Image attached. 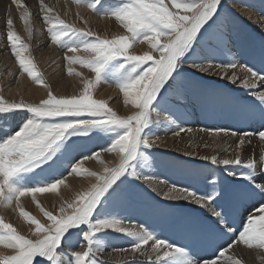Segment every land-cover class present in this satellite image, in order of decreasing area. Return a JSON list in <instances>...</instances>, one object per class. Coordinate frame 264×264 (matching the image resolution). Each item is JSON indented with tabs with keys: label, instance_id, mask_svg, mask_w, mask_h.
Masks as SVG:
<instances>
[{
	"label": "snow or ice",
	"instance_id": "snow-or-ice-1",
	"mask_svg": "<svg viewBox=\"0 0 264 264\" xmlns=\"http://www.w3.org/2000/svg\"><path fill=\"white\" fill-rule=\"evenodd\" d=\"M75 3L102 17L114 18L123 29L111 38L101 37L90 29L66 22L40 0L51 43L72 53L65 57L69 65L67 72L82 78L83 88L78 95L53 94L33 61L24 56L27 45L18 43L20 37L11 30L13 20L6 21L7 40L21 74L27 73L34 83L48 91L47 98L39 103L9 102L0 96V115L30 114L18 130L0 138V206L15 204L20 216L30 226L34 225L27 236L0 217V245L13 250L12 255L0 257V264H105L101 256L107 245L101 234L111 236L112 233L129 239V248L113 250L130 252L133 264H143L135 260L136 256L146 257L148 264H241L229 254L236 245L264 249V153L260 155L259 171L255 159L244 162L239 154L235 158L202 156L201 160L210 161L212 166L243 183L229 187L210 178V187L206 185L202 191L174 184L163 194L166 200L194 203L207 213L211 224L206 237L214 245L209 258L196 259L185 246L161 239L150 226L110 212V205L120 194L122 185L141 180L150 182L154 178L144 171L151 167L149 153L160 139L153 127L156 123L153 112L167 110L162 106L166 102L165 94L188 68L197 73H218L221 79H228L232 84L241 78L235 72L229 76L228 70L239 68L247 74L242 87L258 102L264 118V91L259 90L264 86V68L256 71L235 59L215 63L216 52L201 47V41L219 19L222 0H170L167 4L165 0H119L116 6L106 5L105 0H75ZM30 16L25 10L21 17L25 25ZM27 30L31 35L30 26ZM144 44L149 51L137 54L135 47ZM81 52L86 55H80ZM74 64L90 70L94 77L75 72L71 67ZM110 67L116 69L115 83L122 93L123 104L134 109L131 114L120 115L107 100L93 96V89L106 80L105 73ZM169 131L179 136L192 129L176 125ZM202 131L237 137L234 149L237 152L245 145L246 136L256 135L264 141V130L256 133H237L231 129ZM93 138H107L108 144L88 154H74L78 143ZM101 152L114 153L118 163L109 167L100 159ZM90 159H98L103 171H86L82 165ZM65 166L68 175L86 174L94 177L95 183L76 193L71 201H63L54 214L40 205L37 193L57 192L66 183L67 177L61 172ZM48 172L60 175L31 184L23 182L35 181L41 173ZM27 196L36 202L47 223H41L24 209L20 201ZM257 196L261 199L258 205H252L255 212L249 210L246 223L237 231L234 228L237 210ZM71 248L79 250H67Z\"/></svg>",
	"mask_w": 264,
	"mask_h": 264
},
{
	"label": "rangeland",
	"instance_id": "rangeland-1",
	"mask_svg": "<svg viewBox=\"0 0 264 264\" xmlns=\"http://www.w3.org/2000/svg\"><path fill=\"white\" fill-rule=\"evenodd\" d=\"M43 2L48 7H51L55 13L59 14L62 19L68 23H73L77 28L90 29L99 36L108 38L123 32L119 22L114 18L97 15L83 6H78L75 0H57V2L55 0H43ZM169 2L170 0H165L166 4ZM236 2L237 4L240 3L241 6L250 5L249 0H227L219 10V19L228 18L230 31H232L235 37L234 44L231 42L228 43L229 45L225 43L228 46L227 48L223 47L227 51L228 56L222 54L224 50L222 48L219 50V44L215 40L216 36L221 34V31L219 32V28H217L219 19L216 24L213 25V28L209 30L208 34H206L205 39L201 41V47L204 50L212 49L216 52V56L218 57L215 58V63H221L225 59H230L233 56V59L238 63L247 64L249 67H253L254 70L260 71L264 68V36H261V34H259L261 37L256 35L253 28L250 27L252 24L247 21L246 17L241 16L242 20L239 19V13H237L231 5V3L236 4ZM18 3L20 6L17 5L16 0H0V96H3V98L9 102H19L23 100L26 103H39L41 99L47 98L48 91L43 85L34 83L27 73L21 74L22 70L19 67V62L12 53L11 44L7 40V32L9 31L6 26L7 19L13 20L11 30L20 37L18 43L27 45L28 50L24 52V56L33 61L37 70L44 77L48 87L51 88L53 94L58 97L78 95L83 88L82 83L75 91L66 90L60 92L55 87L57 79L53 78V75L61 71V69L66 68L67 61L65 57L67 55H72V53H68L66 48H62L60 45L51 43L48 25L44 23L42 19L43 12L40 9V0H18ZM105 3L106 5L116 6L119 0H105ZM256 5L262 8L258 10V13L264 18V0H256ZM241 6L239 8H242ZM77 7L87 11L82 13ZM25 10L31 13L28 25H25L24 20L21 18ZM87 12L92 16L110 18V22L108 23L110 24V28L95 23L91 20ZM77 13H79V15H77ZM85 20L87 23L84 22ZM237 21H239V23ZM29 26L32 29L31 35H29L27 30ZM42 37H45V42L49 41L46 46H52L51 49H47L46 46L40 45L42 42L41 39H43ZM207 38H213L212 40L214 41L212 42L211 40L208 42L206 40ZM134 51L137 54H142L145 51H149V49L148 46L144 44L136 46ZM80 55L83 56L86 54L81 52ZM58 63H61L60 67ZM73 66L75 67V72H82L85 75V71L83 70H87L88 74L86 77H94V73H91L90 70L78 64H74ZM64 73L65 76L69 75L67 70H65ZM115 76V67H110L105 73L106 80L103 83L108 81V85L117 88L115 86ZM20 77H26L28 83L31 85L42 87L46 94L40 98L26 97L24 92L16 97L6 95L5 91L9 87L12 88L16 86L18 84V78ZM228 85L226 81L207 78V76L202 73H197L195 70L188 68L185 74L178 78L172 87L168 88L165 94L166 102H163L164 106H169L170 109H173V111L168 109L166 113L168 112L167 115L179 124L181 123L197 128L224 129L225 127V129L228 128L237 133H256L257 131L264 130V118H261L258 102L255 99H247V97H245L246 94H244L242 90H235L232 88V85ZM97 89L98 88L93 89L94 98L105 99L99 96ZM175 96L176 101L173 100ZM189 100H193L192 104ZM214 100H219L218 104L220 108L213 106ZM171 101H179V103L175 106L172 105ZM248 110L250 114H248L247 117L246 114ZM183 111H186L185 114ZM155 112L166 114L161 110L159 111V109ZM27 118H30V114L26 112L0 115V138L14 133ZM254 122L255 125H253ZM249 137L253 139L258 136L252 135ZM216 140H220V138L218 137ZM107 144V138L84 140L75 146L74 154L77 156L81 152L88 154L90 151H95L100 147L107 146ZM149 154L151 156V167L144 169L145 173H151L154 179L162 180L171 186L175 184L179 187H191L202 191L206 185L210 187V178L221 181L229 187H234L243 183V181H240L238 178L226 175L221 168L212 166L210 161L199 160L159 148L151 149ZM204 154L209 155L210 153ZM250 157L251 156L247 159L243 157L244 159L242 158V161L247 162L251 159ZM229 167L232 168L236 166ZM258 167L257 171H259ZM37 172H39V170H37ZM61 172L66 177L70 176L67 172V166L61 169ZM52 175L58 176L60 173H41L35 181L25 180L23 182L31 184L39 180H46ZM129 180H131V178H129ZM38 194L43 193H37V200L40 205L49 211H53L55 214L58 208L54 210L51 202L43 200L44 195ZM27 197H22L20 201L24 209L35 215L41 223H47L46 218L43 216L39 207H37L36 202L32 200L31 196ZM74 197L75 195L72 199ZM72 199H68V201ZM260 199L259 196L254 197L251 201L245 203L237 210L234 223V228L237 231L241 229L242 223H246L247 216L249 215L248 208H250L253 203L258 205ZM111 205L110 212L117 213L122 217H128L133 223H143L145 226H150L157 232L161 239H166L169 242L185 246L194 258L201 259L212 256V248L214 245H211L206 237V232L208 226L211 224V220L208 218L207 213L199 206L166 200L163 196L153 191L147 182L142 180L132 181L131 183L126 182L122 185L120 194L113 199ZM251 211L255 212V208L252 207ZM13 214L17 216V220L9 218V216L12 217ZM0 217H3L5 222L12 223L21 234L30 236L31 231L34 229V225L30 226L27 221L20 216L19 209L15 204L10 207L0 206ZM20 221L23 222V224L20 223ZM101 238L105 240L106 245H108L110 249H120L116 245L120 241H125V247L130 246L129 239L125 238L122 234L112 233L111 236L101 234ZM69 250L74 251L79 249L71 248ZM254 250L260 251L264 255V249L254 248ZM12 254V249L0 245V257H6ZM142 262L143 264H148V261ZM105 264H107V262H105ZM123 264H133V261Z\"/></svg>",
	"mask_w": 264,
	"mask_h": 264
},
{
	"label": "bare ground",
	"instance_id": "bare-ground-1",
	"mask_svg": "<svg viewBox=\"0 0 264 264\" xmlns=\"http://www.w3.org/2000/svg\"><path fill=\"white\" fill-rule=\"evenodd\" d=\"M55 1L57 2V0H55ZM226 1L227 0H222L221 6H223L226 3ZM237 2H239V1H237ZM237 2H236V4L231 3V5L235 9V11L240 14V15L238 14V16H240L239 19L242 20L241 16L246 17L247 21H249L250 24H252V26H250V27L253 28V31H255L256 35L258 36L259 34H261V36H264V18L261 17L260 14L258 13V10L262 9V8L259 7L258 5H256V0H249L250 5L248 4L247 6H241V4L240 3L237 4ZM221 6H220V8H221ZM240 6L242 8H239ZM77 8L82 13L87 11L83 8H79V7H77ZM89 16H90L91 20H93L98 25H101V26L106 27V28H110V24H108L110 22L109 21L110 18L96 17V16H92L91 14H89ZM237 22L239 23V21H237ZM217 26H218L217 28H219V32L221 31V34L218 35L219 37L216 36L215 40L219 44V46H218L219 50L221 48L224 50L222 54L228 56L227 51L223 47L227 48V46L229 45L228 44L229 42L234 44L233 42H234V38H235L232 31H230V27L228 25V18H224L222 20L220 18L219 21L217 22ZM118 34H120V33H118ZM44 38L41 39V41H42L40 44L41 46H46L47 43H49V41L45 42L46 39L44 40ZM212 39L207 38L206 40L209 42ZM213 41L214 40H212V42ZM225 43L228 45H226ZM51 47L52 46H50V45L46 46L47 49H51ZM58 55H60V54H58ZM216 57H218V56H216ZM230 59H233V56ZM238 60H239V58H238ZM58 65L60 67L61 63H58ZM68 67H69V65L66 64L65 69H61V71H59L53 75V78L57 79V82H55V84H56L55 87L60 92L66 91V90L75 91V89H77V87L79 85H81V79H82L81 77L73 75V74H69L66 76L64 75L65 74L64 72H65V70H67ZM71 67L73 69H75V67L73 65ZM83 71H85L84 76H86L88 74L87 70H83ZM233 72H235L236 75L241 78L240 82H238L237 84L230 83V81L228 79H221V76L218 73H216V74H203L202 73V74L207 76V78H210V79H216L219 81H226V83H228L229 85H232V88H234L235 90H238V91L242 90V92L244 94H246L245 97H247V99H249V100L254 99L253 96L247 90H245L242 87V80L244 78H246L247 74L245 72L241 71L239 68H237V69H229L228 70L229 76H231ZM18 79H19L18 84L16 86H14L12 88L9 87L5 91L6 95L16 97V96H20L24 92L26 97L40 98L46 94V92L44 91V89L42 87L29 84L26 77H20ZM107 82L106 83L101 82L96 87V88H98L97 93H99V96L102 98L108 99L107 101L109 102V106L113 107V109L116 110L120 115L131 114V112L134 111V109H132V107L130 105H124L123 100H122V93L119 92L118 88H115L112 85H108L109 82L108 83ZM259 90L264 91V86H260ZM170 96H171V94H170ZM173 100L176 101V96L173 98ZM179 101L178 102H172L171 101V102H172V105L176 106V104H178ZM189 101L192 104L193 100H189ZM218 102H219V100H216V101L214 100L213 106H215L216 108H220ZM163 106H164V104H163ZM178 107H180V106H178ZM164 108H166L167 110L169 109V110L173 111V109L172 108L170 109L169 106H164ZM159 111H160V109H159ZM166 111H162V112L166 113ZM185 112L186 111H183L184 114H185ZM167 113L162 114V113H158V112H153V119L156 122L153 125V127L155 126L154 127L155 132L160 138L158 141V146L155 148L166 149L169 151L177 152V153L184 155V156H188V155L184 154L186 152L195 153L196 155L188 156V157L196 158L199 160H201L200 157H202V156L217 155L218 158H235V156L237 154H239L241 156V159L243 157H246V159H247L249 156H251L250 158L255 159L257 161V164H259L260 155L262 153H264V141L260 140L259 137L252 139L249 136H246L245 137V145L242 146L240 148V150L237 152V151H234V149L236 148V145L238 143L237 137L227 136L223 132H220L217 134V133L212 132V131L211 132L202 131L203 128H197L194 126L192 127L190 125H185V124H181V123L179 124L178 122H175L173 119H171L170 116L167 115ZM187 114H189V113H187ZM248 114H250L249 110L247 111V114H246L247 117H248ZM176 125L182 126L185 129L190 128V129H192V131L191 132H187V131L182 132L179 136L173 135L172 132L169 131V129L172 127H175ZM253 125H255V122ZM224 129H225V127H224ZM218 137L220 138V140H216V139H218ZM205 145H207V147H205ZM208 152L211 155L210 154L209 155L204 154V153H208ZM100 159H102L105 163H107L109 167L115 166V164L118 163V160L115 157L114 153L101 152ZM82 167L86 171H94L97 173H100L103 171V165H101V163L99 162L98 159L85 160L83 162ZM92 183H95L94 177L88 176L86 174H84V175H74L73 174V175L67 176L66 183L64 185H60L59 190L57 192H46V193L38 194V195H44L43 200L51 202L52 208H54V210H56L57 208H59L60 204L63 201H68V199H72V197L74 195H76V193L86 190L87 188H89L91 186ZM147 183L152 189L153 188L156 189L155 192L158 195H161L163 197H164L163 194L165 192H167L169 190V188L172 187L171 185L166 184L164 181L156 180L154 178L152 179V181L147 182ZM26 200H28V199H26ZM181 202L189 203V202H184V201H181ZM190 204H194V203H190ZM251 208H252V206L248 209L251 210ZM9 218H11V219L13 218V219L17 220V216L15 214H13L12 217L9 216ZM20 223L23 224V222H21V221H20ZM116 245L119 248H129L130 247V246L125 247V245H126L125 241H122V242L120 241ZM145 247H148V246H145ZM67 250L70 251L69 249H67ZM229 254L233 255L235 258L239 259L242 264H264V255L260 251H257L254 249H248L246 246H244L242 244L236 245L234 248H232L230 250ZM101 258L105 259L104 261L107 262V264L108 263L123 264V263L132 262L134 259L130 252L114 251L113 248L110 249L108 247V245L106 247V250L102 254ZM135 259L140 260V261H144V262L147 261L146 257L136 256Z\"/></svg>",
	"mask_w": 264,
	"mask_h": 264
}]
</instances>
